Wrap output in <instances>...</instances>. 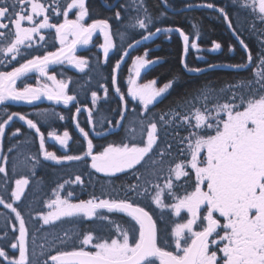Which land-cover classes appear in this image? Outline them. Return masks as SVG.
Segmentation results:
<instances>
[{
  "label": "snow or ice",
  "instance_id": "obj_1",
  "mask_svg": "<svg viewBox=\"0 0 264 264\" xmlns=\"http://www.w3.org/2000/svg\"><path fill=\"white\" fill-rule=\"evenodd\" d=\"M101 2L105 8L116 7L110 0ZM162 2L167 7V0ZM230 5L251 17L246 30L256 38L257 54L253 56L241 38L242 32L226 7L205 0L188 7L217 13L216 18L226 24L246 59L235 65L198 68L187 62L190 49L201 52L198 44L179 27L155 26L167 17L163 12L154 16L145 0H125L120 4L123 15L116 10L114 16L106 18H93L95 10L88 0H0V105L9 101L33 104L42 97L65 107L76 101V96L68 92L71 78L58 80L49 74V66L69 65L84 72L89 60L77 56V47L88 45L97 32L103 35L100 47L107 62L114 48L112 19L118 24L116 35L121 46L126 42V33L137 30L141 34L137 45L157 33H178L182 38L181 66L187 74L200 75L221 66L254 69L253 78L238 79L218 89L205 82L191 96L185 93L174 107L157 113L154 103L179 83V77L163 86H158L157 79L139 82L142 69L159 61L149 59L148 51L136 55L126 93L117 86L116 75L111 76L122 105L118 119L94 121L90 109L74 105L76 116L87 111L93 133L107 135L97 132V127L105 129L106 125L124 133L122 139L97 150L89 131L77 122L75 127L83 139L74 143L86 142L82 154L58 156L46 148L45 134L31 115L0 109L4 112L0 119V206L14 214V219L12 215L5 217L4 229L0 230V264H264V0H230ZM193 29L199 36L198 25L193 24ZM44 30H54L59 48L43 55L30 54L28 50L43 46ZM213 44L212 51L222 48L219 42ZM233 51L230 45L229 52ZM128 55L123 52L113 73ZM9 66L11 70H7ZM31 73H38L51 85L37 81L36 87L25 84L18 88L17 81ZM101 87L107 95L109 89ZM126 97L138 105L129 108ZM91 101L97 103L96 91L91 92ZM128 112L136 113L137 119L129 123ZM35 116L65 119L47 109ZM16 119L32 131L26 134L20 128L10 130ZM32 132V141L18 139ZM48 136L65 149L73 139L67 130L62 135L49 132ZM5 138L9 142L6 149ZM37 138V153L26 155L20 150L21 143H34ZM173 140L181 159L168 158L172 156ZM41 155L44 161L56 164L83 162L106 177L127 173L135 177V183L120 186L123 198L105 191L100 197L74 202V191L61 195L65 185L83 186L81 175L74 174V179L58 183L43 202L47 211L35 215L30 210L22 212L19 205L30 180L25 175L16 178L17 169H27L34 176ZM112 191L117 189L113 187ZM165 197L170 202L166 203ZM145 199L149 201L148 209L141 203ZM151 205L161 210L157 218L151 214ZM166 209L176 218L170 226L165 225ZM29 220L33 221L31 229ZM9 224L14 235L9 233ZM45 226H55L60 232L54 234Z\"/></svg>",
  "mask_w": 264,
  "mask_h": 264
},
{
  "label": "trees",
  "instance_id": "obj_2",
  "mask_svg": "<svg viewBox=\"0 0 264 264\" xmlns=\"http://www.w3.org/2000/svg\"><path fill=\"white\" fill-rule=\"evenodd\" d=\"M114 1L115 0H110V2ZM124 2L125 0H119L114 9H108L104 7L101 0H88V3L95 10L93 18L112 17L116 10L121 11L123 15L124 10L120 7V4H123ZM145 2L154 16H159L160 13L163 12L167 17L166 19L160 20L155 26L179 27L184 30L186 34L190 35V41H197L201 52H193L190 49L187 56V62L190 66L206 68L209 64L235 65L244 62L246 59L245 53L242 51L239 43L233 37L226 24L222 22V20L216 18L218 15L217 13H213L212 10L206 8L188 7L193 4L199 5L200 3L205 2V0H167V7H165L162 0H145ZM206 2H212L217 6L226 7V10L233 18L234 24L242 32L241 38L245 40L250 47L253 56H255L258 51V45L256 38L246 30L248 23L251 20V17L248 16L247 12L243 9L238 10L232 7L230 5V0H206ZM166 8L175 12H181L176 14L170 13ZM110 24L112 25L114 48L110 52L107 62H102L101 51L98 49L99 45H101V41L97 36L93 45L78 53L79 57L87 58L89 60V64L84 72L80 73L77 70L62 65H54L50 71L51 75H56L58 80L64 79L67 81L68 78H71L68 92L69 94L76 96V101L72 104L65 107L64 105H55L50 101L40 100L34 104H15L9 102L6 105H0V109L6 108L8 112H18L25 115H31L34 122H38V126L41 127V131L45 134L46 148L49 151L55 152L58 156L64 154H82V148H86V142L84 144L74 143V141H82L83 139L75 127L77 122H79L81 127H84L86 131H89L90 138L93 139V143L97 150L111 141H118L124 137V133L120 129L114 132L115 129L107 127V125L105 129L97 127V132H107L108 134L97 135L92 132L91 126L87 123V111H83L78 116H76L75 113V106H80L82 109L87 108L92 111L94 121L98 118H106V120H112L114 122L119 118L118 112L122 105L119 97L115 94L114 86L111 83V76L114 75L113 68L117 60L123 55V52L127 51L137 42V40L141 39V34L139 30L126 33V42L121 46L120 37L116 35L118 24L114 19L110 20ZM193 24L198 25L200 32L199 36L194 35ZM42 34L46 36L45 41L41 42L43 46L34 47L33 49L28 50L30 54L43 55L46 51H55L59 48L57 41L54 40V30H44ZM143 34L147 35L146 32ZM214 41L219 42L222 45L220 50L212 51L214 48ZM230 45L234 48V51L231 53L229 52ZM145 51L149 52V59L158 60L159 62L155 65H150L145 69L139 82H147L149 79H157L158 86H163L165 82L171 81L177 76L179 77V83L175 84V86L163 98L154 103V110L157 113H162L165 110L174 107L175 103L184 98L185 93H188V95L191 96L197 88L205 82L218 89L225 85H231L238 79L244 80L253 78V68L237 70L223 66L210 69L200 75L187 74L181 66L182 38H180L178 33L175 32L171 34L157 33L151 39L147 40L145 44L133 47L120 69L116 71L117 86H119L123 92L126 93L125 79L127 77L128 66L136 55H143ZM201 55L203 56V59L198 58ZM13 64L19 66L15 61ZM7 70H11V66H9ZM32 79V77H27L22 80L20 84H18L19 88H22L25 84H35V81ZM101 85L109 89L107 95H105L104 88L101 87ZM92 91H96L98 95V101L95 105H93L91 101ZM126 100L129 102V108L137 105L136 102H132L127 97ZM44 109H47L49 113L55 110L57 113L65 116V119L49 120L44 116H35L36 112H40ZM133 114L134 112L127 113V121L129 123L134 119H137V116L135 115L136 117H133ZM73 116H76L75 120L73 119ZM3 117L4 112L0 111V119ZM15 128H20L22 133L26 134L32 131L27 130L26 125L18 119L12 122L10 130H14ZM65 130L69 131L70 136L73 138L69 141V146L66 149L48 136L49 132H56L58 135H62ZM181 134H183V131H181ZM33 135L34 132L30 135H23L18 139L32 141ZM172 142L173 148L170 150L172 156L168 158L176 160L181 159L182 157L179 154L178 146L175 144L174 140ZM8 143L7 138H5V149L8 147ZM38 143L37 138L34 143H21L19 148L26 155H31L37 153ZM40 160L41 164L36 168L34 176L24 168H18L16 176V178H19L20 175H25L30 180L29 187L25 192V197L22 198L23 202L19 207L22 212L30 210L33 215L37 212L47 211L43 202L51 197L52 190L58 183H62L65 179H74V174L81 175L82 180L84 181L83 186L65 185V191L61 192V195L63 196L68 190L74 191V196L72 197L74 202L78 200H87L92 196L100 197L105 191H107L109 196L123 198L125 194L123 191L119 190L120 186L135 183V177L130 176L127 173L118 174L115 177H106L101 173H95L90 167L85 166L83 162L71 161L56 164L53 161H44L42 155L40 156ZM89 173L91 174L89 175ZM11 186L14 187V182ZM113 187H115L117 191H112ZM104 198H107V196ZM141 203L146 209L149 208V201L147 199L141 201ZM29 204L31 205L30 209ZM156 210L155 205H151V214L154 215V218L159 216V213H156ZM8 215H12L14 219V214H10L7 209L0 206V230L4 229L5 217ZM163 215L165 216V225L170 226V221L175 219L174 216H171L169 211H165ZM26 219H28L27 216ZM32 223L33 221L29 220L30 229ZM45 227L52 228L54 234L60 232V229L55 226ZM81 227H83V225H81ZM8 230L10 235H14L11 233V224L8 225ZM104 234L107 235V232ZM4 246L7 247L6 244ZM8 251L11 252L12 250L8 249Z\"/></svg>",
  "mask_w": 264,
  "mask_h": 264
},
{
  "label": "rangeland",
  "instance_id": "obj_3",
  "mask_svg": "<svg viewBox=\"0 0 264 264\" xmlns=\"http://www.w3.org/2000/svg\"><path fill=\"white\" fill-rule=\"evenodd\" d=\"M98 36V35H100V36H103L101 33H99V32H97L96 34H94V36L93 37H95V36ZM104 39V38H103ZM194 42H196L197 43V41L195 40ZM58 43V42H57ZM58 45H59V43H58ZM101 45H99V47H98V49L101 51V55H102V62H105V57L103 56V49L100 47ZM77 50H78V47H77ZM193 52H196V50H194V49H191ZM112 51V49H110V51H109V54H110V52ZM135 58V57H134ZM133 58V59H134ZM132 59V60H133ZM53 65H50L49 66V74L51 75V69L54 67H52ZM62 66H66V67H69V68H72L73 69V67L72 66H69V65H62ZM131 66H132V61H131V63H130V65L128 66V69H127V77H126V79H125V84H126V88H127V79H128V76L130 75V69H131ZM150 66V65H149ZM75 69V68H74ZM86 69V68H85ZM75 70H77L78 72H80L78 69H75ZM143 70L144 69H142V72H143ZM80 73H82V72H80ZM29 77H32L33 79L32 80H34L35 81V84H33V85H31V86H33V87H36L37 86V81H39L40 83H48L49 85H51V81H47L46 80V78H44V77H40L39 76V74L38 73H31V74H29ZM25 78H22V80H24ZM22 80H19V81H17V87L19 88V85L18 84H20V82L22 81ZM128 99H130L131 100V98L130 97H127ZM40 100H45V101H48L46 98H44V97H42ZM9 102H12V101H9ZM9 102H7V103H9ZM36 102H38V101H35V103ZM50 102H52L53 104H55V105H63L62 103H60V104H57V103H55L54 101H50ZM12 103H15V104H17V102H12ZM19 103H25V102H19ZM137 103V105H138V102H136ZM27 104V103H26ZM136 115V113H134L133 114V117ZM136 117V116H135ZM131 123V122H130ZM177 190H181V189H177ZM176 190V191H177ZM166 198V197H165ZM165 201H166V203H168V202H170L167 198L165 199ZM157 209V208H156ZM165 211H168L167 209L166 210H164V213H165ZM159 213L158 215H160L161 214V210L160 209H157L156 210V213ZM182 215H184L183 213H182ZM175 218V217H174ZM176 219V218H175Z\"/></svg>",
  "mask_w": 264,
  "mask_h": 264
},
{
  "label": "water",
  "instance_id": "obj_4",
  "mask_svg": "<svg viewBox=\"0 0 264 264\" xmlns=\"http://www.w3.org/2000/svg\"><path fill=\"white\" fill-rule=\"evenodd\" d=\"M114 2H115L116 5H117V3L119 2V0H115ZM166 10H167L168 12H170V13H174V14L181 12V11H177V12H175V11L170 10L169 8H166ZM185 10H187V9H185ZM146 42H147V41H143L142 43H140V44H138V45H137V43H135L131 48H129V49L127 50V52L130 53V50H131L133 47L140 46V45H142V44H145ZM127 57H128V56L123 57V60L125 61ZM122 64H123V63H122ZM122 64H121V65H122ZM114 75H116V72L114 73ZM114 92H115V87H114ZM117 130H118V129H116L114 132H116Z\"/></svg>",
  "mask_w": 264,
  "mask_h": 264
},
{
  "label": "flooded vegetation",
  "instance_id": "obj_5",
  "mask_svg": "<svg viewBox=\"0 0 264 264\" xmlns=\"http://www.w3.org/2000/svg\"><path fill=\"white\" fill-rule=\"evenodd\" d=\"M101 37H102V38H101ZM101 37H100V41H101L102 44H103L104 39H103V36H101ZM95 39H96V36L92 38V41H91L88 45H80V46H78L77 53H79V52H81V51H83V50L89 48V46L93 45ZM77 56H78V55H77ZM39 101H40V100H38V102H39ZM21 102H22V101H21ZM17 103H19V102H17ZM34 103H35V102H34ZM34 103H33V104H34ZM36 103H37V102H36ZM19 104H26V103H19Z\"/></svg>",
  "mask_w": 264,
  "mask_h": 264
}]
</instances>
